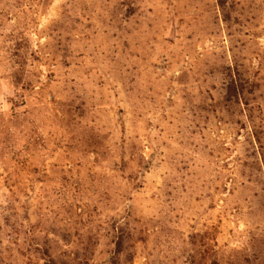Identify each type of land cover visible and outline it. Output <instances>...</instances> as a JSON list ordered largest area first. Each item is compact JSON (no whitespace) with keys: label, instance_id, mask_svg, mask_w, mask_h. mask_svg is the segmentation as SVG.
I'll use <instances>...</instances> for the list:
<instances>
[{"label":"rangeland","instance_id":"374dc122","mask_svg":"<svg viewBox=\"0 0 264 264\" xmlns=\"http://www.w3.org/2000/svg\"><path fill=\"white\" fill-rule=\"evenodd\" d=\"M0 264H264V0H0Z\"/></svg>","mask_w":264,"mask_h":264}]
</instances>
